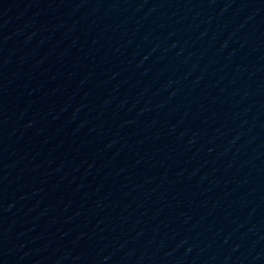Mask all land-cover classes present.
Here are the masks:
<instances>
[{
    "label": "water",
    "instance_id": "95a60500",
    "mask_svg": "<svg viewBox=\"0 0 264 264\" xmlns=\"http://www.w3.org/2000/svg\"><path fill=\"white\" fill-rule=\"evenodd\" d=\"M0 264H264V0H0Z\"/></svg>",
    "mask_w": 264,
    "mask_h": 264
}]
</instances>
